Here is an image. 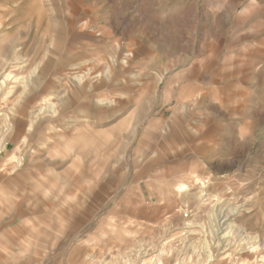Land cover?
Returning a JSON list of instances; mask_svg holds the SVG:
<instances>
[{
  "label": "rangeland",
  "instance_id": "obj_1",
  "mask_svg": "<svg viewBox=\"0 0 264 264\" xmlns=\"http://www.w3.org/2000/svg\"><path fill=\"white\" fill-rule=\"evenodd\" d=\"M249 3L0 0V264H264Z\"/></svg>",
  "mask_w": 264,
  "mask_h": 264
},
{
  "label": "clouds",
  "instance_id": "obj_2",
  "mask_svg": "<svg viewBox=\"0 0 264 264\" xmlns=\"http://www.w3.org/2000/svg\"><path fill=\"white\" fill-rule=\"evenodd\" d=\"M264 13V0H250L248 7L244 10L242 15H248L251 19L255 20L256 15ZM249 35H251V29H249ZM119 95V93H117ZM243 139V138H241ZM211 141V142H209ZM199 150L202 154L211 155L213 153H223V145L217 137H209V140H205L199 145ZM234 161L227 154L222 155L220 163L222 165H231Z\"/></svg>",
  "mask_w": 264,
  "mask_h": 264
},
{
  "label": "bare ground",
  "instance_id": "obj_3",
  "mask_svg": "<svg viewBox=\"0 0 264 264\" xmlns=\"http://www.w3.org/2000/svg\"><path fill=\"white\" fill-rule=\"evenodd\" d=\"M22 140H23V139H22ZM16 149H17V148H16ZM196 177H197V176H196ZM198 178H199V177H198ZM184 187H185V186H184ZM178 189H179L178 191H180V190H181V187H178Z\"/></svg>",
  "mask_w": 264,
  "mask_h": 264
}]
</instances>
